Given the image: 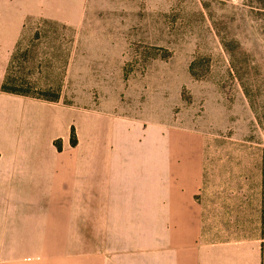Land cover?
<instances>
[{"label": "rangeland", "instance_id": "1", "mask_svg": "<svg viewBox=\"0 0 264 264\" xmlns=\"http://www.w3.org/2000/svg\"><path fill=\"white\" fill-rule=\"evenodd\" d=\"M36 1L66 19L28 17L9 85L58 91L98 147L165 151L172 179L201 158L207 203L229 165L264 171V0Z\"/></svg>", "mask_w": 264, "mask_h": 264}, {"label": "crops", "instance_id": "2", "mask_svg": "<svg viewBox=\"0 0 264 264\" xmlns=\"http://www.w3.org/2000/svg\"><path fill=\"white\" fill-rule=\"evenodd\" d=\"M20 1L0 0V86L28 17L65 18ZM70 109L0 89V264H264V171L229 165L207 203L201 158L172 179L168 153L98 147Z\"/></svg>", "mask_w": 264, "mask_h": 264}, {"label": "trees", "instance_id": "3", "mask_svg": "<svg viewBox=\"0 0 264 264\" xmlns=\"http://www.w3.org/2000/svg\"><path fill=\"white\" fill-rule=\"evenodd\" d=\"M9 77L8 74L6 73L3 81L1 83L0 89L2 91L5 92H9V93H14V94H20V95H26V96H30V97H35V98H39V99H43V100H47V101H58L59 100V92L58 91H52V92H47L45 90L42 89H38L37 92H31L29 87L28 88H23L19 85H15L16 83L14 81H17V78L11 79L14 85H9ZM69 142L71 145H75L77 142V138H76V133L74 130L73 125L70 127V137H69ZM55 145L60 148L61 144L60 141L57 140L55 141Z\"/></svg>", "mask_w": 264, "mask_h": 264}]
</instances>
